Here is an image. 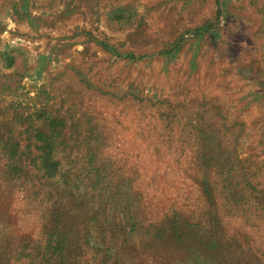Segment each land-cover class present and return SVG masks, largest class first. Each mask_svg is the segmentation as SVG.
Here are the masks:
<instances>
[{
  "label": "rangeland",
  "instance_id": "obj_1",
  "mask_svg": "<svg viewBox=\"0 0 264 264\" xmlns=\"http://www.w3.org/2000/svg\"><path fill=\"white\" fill-rule=\"evenodd\" d=\"M0 264H264V0H0Z\"/></svg>",
  "mask_w": 264,
  "mask_h": 264
}]
</instances>
